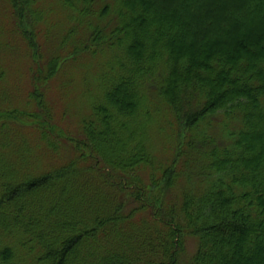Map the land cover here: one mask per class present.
Listing matches in <instances>:
<instances>
[{
	"label": "trees",
	"instance_id": "1",
	"mask_svg": "<svg viewBox=\"0 0 264 264\" xmlns=\"http://www.w3.org/2000/svg\"><path fill=\"white\" fill-rule=\"evenodd\" d=\"M5 1L32 86L0 59V264H264V0Z\"/></svg>",
	"mask_w": 264,
	"mask_h": 264
},
{
	"label": "rangeland",
	"instance_id": "2",
	"mask_svg": "<svg viewBox=\"0 0 264 264\" xmlns=\"http://www.w3.org/2000/svg\"><path fill=\"white\" fill-rule=\"evenodd\" d=\"M45 1V2H44ZM55 2L56 0H43V2L40 3V8H38V11L40 13H42L44 16L46 15H50V12L49 10L47 9L48 7H51L53 8L52 9V15L56 17V20H58V22L61 24V23H66L67 24V16H66V12L62 9V8H57L55 6ZM225 3H231L230 0H217L215 1L214 3V6L215 7H221L223 4L225 5ZM25 3L23 4H18L17 8H15L14 10H12V8L10 7L7 11L8 13V19L5 18L2 14H5L6 12V9L9 7L6 3L5 0H0V25H3V26H6V28L8 29H11L12 27L14 29L17 30V27H16V24L19 25V26H28L29 24L28 23H25V16H23L20 11H23L24 10V7H25ZM192 7V6H190ZM57 8V9H56ZM229 8V7H228ZM194 11V10H192ZM227 12V11H226ZM226 12H225V16H226ZM227 17H228V21H224V20H219L218 21V26L221 28V29H230V26L228 25L229 23L233 24L236 23V22H242L243 24L245 23L247 26L246 27H250L249 26V23L248 21H245L244 19H242L241 17V14L240 12H232L230 9L228 10L227 12ZM240 20V21H239ZM7 21V22H6ZM211 24V21L210 19L207 20V21H204L202 23V30L204 31L205 28L207 27H210L211 29L215 30V27L213 26V22ZM195 28V33H197V36L199 37V43H204L206 46L207 44H209L210 41H215L217 39H222V40H229L230 36L233 34L232 30L230 29L227 33L228 34H222L218 33V35H214L213 34V30L212 32L209 34V38L207 40H204L201 38L200 36V32L202 30H198L196 27ZM26 28L25 27H22V30L24 31ZM60 27H56L54 29V33L58 34V31H59ZM29 30H30V27H29ZM206 31V30H205ZM264 31V30H262ZM204 33V32H203ZM19 34V33H18ZM5 35V34H4ZM6 36V35H5ZM9 36V35H8ZM6 36V37H8ZM52 38L50 39V42H51V46H56L57 43H58V40L59 38H54V34L51 35ZM3 37V36H1ZM41 36H30V42L32 43L33 45V50H34V54H35V61H39V58H40V51H38L37 49V45L39 44L40 47H41V40H40ZM13 39V40H12ZM26 38L23 36V35H18L17 37L15 36H12V34L9 36V41H12V44L15 45V48H11L10 50H8L9 53L7 54H4L3 57H1L0 59H5V62L8 61V60H11V63H10V69L13 71H15V75L19 77V81H20V84H25V85H29L30 84V87L32 86V81H31V66H32V60H31V55L29 54V52H26L24 54H21L18 56V54H14V53H17V49H22L24 48L25 51H26V46L25 45H28L27 42L25 41ZM11 43V42H10ZM25 44V45H24ZM53 46V47H54ZM48 47V45L46 44L45 45V48ZM20 49V50H21ZM47 49V48H46ZM41 50L44 51V52H47V50H44L42 47H41ZM13 54V55H11ZM15 55V56H14ZM28 55V56H27ZM45 58V57H44ZM43 62H45V59L43 60ZM1 67H4L6 68L7 67V63H3V64H0ZM17 68H18V71H17ZM35 70V69H34ZM9 74L7 75L9 81H13L15 79V75L14 74ZM23 74H27L28 76L27 77H24ZM30 74V76H29ZM5 81V85L6 86H10L8 83H7V80L6 78L4 79ZM34 93L37 94L38 91L37 90H34ZM25 94H27V91H21L20 94H19V97H17L15 94H14V98L17 102H19L18 99H25ZM52 94H50L51 96ZM74 99H78L79 97V94L78 93H75L73 95ZM80 98H81V94H80ZM55 104L60 107L61 106V103L60 101L56 98L55 99ZM37 106V104H36ZM62 108H59V110H61ZM42 117V116H41ZM61 118H64V125H67L69 124V127L71 128L70 130H73L71 131L76 137L79 136L78 134V124H74L72 125V122L74 121V118L70 116L69 113H66V115H61L60 116ZM58 117V126H60V128H63V123H62V120L61 118ZM43 120V122L45 123V118H41ZM44 160L46 159V157L43 158ZM185 246H190L188 247V250H190L191 246H194V242L192 240H187L185 242Z\"/></svg>",
	"mask_w": 264,
	"mask_h": 264
}]
</instances>
